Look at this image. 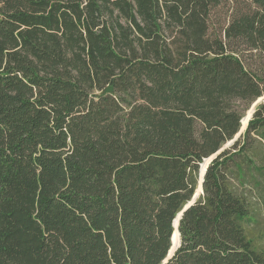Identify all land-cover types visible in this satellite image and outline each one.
<instances>
[{"label":"trees","instance_id":"16d2710c","mask_svg":"<svg viewBox=\"0 0 264 264\" xmlns=\"http://www.w3.org/2000/svg\"><path fill=\"white\" fill-rule=\"evenodd\" d=\"M260 52L264 0H0V264H162L220 149L163 264H264Z\"/></svg>","mask_w":264,"mask_h":264},{"label":"rangeland","instance_id":"374dc122","mask_svg":"<svg viewBox=\"0 0 264 264\" xmlns=\"http://www.w3.org/2000/svg\"><path fill=\"white\" fill-rule=\"evenodd\" d=\"M244 58L247 62V65L261 78V80L264 81V52H260L251 56L245 54ZM263 100L264 94L251 104L248 110L245 111V114L242 118H244L249 111L251 113V109L254 111V107ZM231 144L232 143L228 142L225 143L222 146V149L229 148ZM259 145L260 146L256 148L255 152H248L257 165H261L262 161H264V142L261 141ZM249 179H251V177ZM249 179L244 188H240L238 186L236 189L238 188V191L247 195L251 202L250 206L253 211L248 216L251 221V224H248V231L250 235L248 237L251 239L254 248L257 250H264V181L262 178H257V183L254 186L252 182L249 183Z\"/></svg>","mask_w":264,"mask_h":264},{"label":"water","instance_id":"95a60500","mask_svg":"<svg viewBox=\"0 0 264 264\" xmlns=\"http://www.w3.org/2000/svg\"><path fill=\"white\" fill-rule=\"evenodd\" d=\"M111 90V88H107V90L106 91H110ZM252 113H253V109H251V113H250V117H251V115H252ZM250 119V118H249ZM248 119V120H249ZM241 132H240V129H239V131L235 134V136L231 139V140H229L228 142H230V143H232L238 136H239V134H240ZM221 150V149H220ZM219 150V151H220ZM219 151H217L216 153H214V154H212L211 156H212V158L210 159V161L216 156V154L219 152ZM209 161V162H210ZM209 162H208V164H209ZM207 164V165H208ZM207 165H206V167H207ZM206 167L204 168V170L202 171V173H201V167H200V172H199V181H198V186H200V188H201V185H202V181H203V174H204V171H205V169H206ZM200 175H201V179H200ZM198 186H197V188H198ZM197 190V189H196ZM201 191H202V189H201ZM199 193H196L195 192V194H194V196L192 197V199L183 207V209L177 214V216L175 217V219L173 220V223H172V225H173V228H174V230H177V232H178V229H177V225H178V220H179V218H180V215H181V213H182V211L184 210V209H186L193 201H194V199L197 197V195H198ZM176 220V225L174 224V221ZM174 232V231H173ZM178 235H179V233H178ZM172 236H173V233H172V235H171V247H170V249H169V251H168V254H167V256H166V258L163 260V262H162V264L164 263V262H166V260L172 255V253H173V251H174V249L178 246V244H179V242H178V244H177V246L174 248V249H172L171 250V248H172Z\"/></svg>","mask_w":264,"mask_h":264},{"label":"bare ground","instance_id":"6f19581e","mask_svg":"<svg viewBox=\"0 0 264 264\" xmlns=\"http://www.w3.org/2000/svg\"><path fill=\"white\" fill-rule=\"evenodd\" d=\"M249 118H250V111L247 113V115L244 118H242V125L240 127V132H242L246 128V125H247V122H248ZM228 143H230V142H228ZM211 158H212V156H210L208 158H205L204 161L201 163V166H200L201 167V173H202V171L204 170V168L206 167V165L208 164V162L210 161ZM200 179H201V175H200ZM200 190H201V188H200V186H198L196 193H200ZM174 224L176 225V220L174 221ZM172 242L173 243H172L171 250L174 249L177 246L178 242H179V235H178L177 230H174V232H173Z\"/></svg>","mask_w":264,"mask_h":264}]
</instances>
